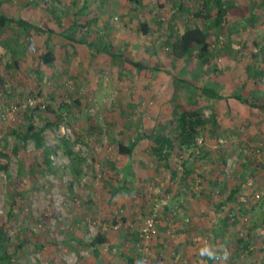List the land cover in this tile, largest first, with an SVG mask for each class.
I'll return each instance as SVG.
<instances>
[{
	"label": "rangeland",
	"instance_id": "1",
	"mask_svg": "<svg viewBox=\"0 0 264 264\" xmlns=\"http://www.w3.org/2000/svg\"><path fill=\"white\" fill-rule=\"evenodd\" d=\"M71 1L32 0V6H22L8 0L1 10L13 18L39 21L37 16L42 14L55 10L61 14L58 6ZM83 1L87 17L93 19L89 35H105L106 44L133 60H144L150 68L136 71L108 54H88L83 60L85 50L78 47L74 54L57 32L44 42L28 44L23 80H13L0 62L4 80L0 151L7 155L0 161L8 164V172L0 171V223H7L8 249L14 252V261L141 264L146 257V264H206L207 257L200 255L206 245L221 257L227 250V259L236 264H255L249 255L255 249L264 259V0H230L252 8L254 23L233 30V24L241 20L227 16L231 32L220 33L212 46L216 49L212 74L226 77L223 95L242 89L262 107H250L233 97L206 101L202 107L209 121L197 144L172 156L177 173L173 188L151 152L149 139H140L131 157L117 153V143L132 140L153 125L165 127L174 119L176 102L188 100V92L178 86L174 75L189 76L195 57L189 55L170 66L165 42L170 34L195 22L192 13L197 0ZM181 4L189 12H179ZM140 23L148 24L147 34ZM1 35L24 40L23 31L14 25L3 28ZM57 36L58 45L52 42ZM46 43L54 53L51 65L39 57ZM155 64H162V70H153ZM255 70L262 74L249 77L247 72ZM211 75L203 74L199 82L204 84ZM29 99L41 102L28 105ZM47 104L59 116L57 125L43 132L44 144L53 150L51 168L31 141L13 152L15 140L10 134L11 121L20 120L29 108L39 105L43 109ZM42 116L55 115L44 112ZM35 119L41 121L40 116ZM61 139L71 145L72 160L63 153ZM31 162L35 163L33 174L28 171ZM206 181L220 185L210 192ZM232 188L238 189L234 199L225 202ZM169 193L166 204H160ZM171 201L172 210L165 207ZM179 212L182 218L176 215ZM153 214L157 235L143 242L141 225ZM170 216L176 219L170 221ZM260 218L262 228L257 235L253 225ZM178 221L182 230L168 236ZM97 231L104 232L108 242L95 250L90 241Z\"/></svg>",
	"mask_w": 264,
	"mask_h": 264
},
{
	"label": "trees",
	"instance_id": "2",
	"mask_svg": "<svg viewBox=\"0 0 264 264\" xmlns=\"http://www.w3.org/2000/svg\"><path fill=\"white\" fill-rule=\"evenodd\" d=\"M2 2L3 0H0V7ZM71 3L76 5V0H72ZM182 6L181 4L178 10L183 14L189 8L184 9ZM250 9L247 6L236 5L230 0H197L196 9L192 13L195 22L187 24L173 36L170 34L165 42L169 62L171 63L170 66L174 67L179 61L187 60L189 55H194L195 57L196 66L194 70L190 71L189 76L182 75L181 73L179 76L174 75L178 86L185 88L188 92V100H178L176 102L174 119L166 122L165 127L161 128L153 125L145 128L141 135L136 136L128 142L124 139H119L117 153L131 157L137 142L142 138L149 139L152 143L151 152L163 167L165 176L169 181L168 185H170L177 174L176 168L173 167L175 164H172L171 161L172 156L177 151L193 148L198 142V137L202 129L209 121V118L205 117L202 107L206 101L233 97L251 107H262L259 102L254 100L253 95L250 96V93H245L242 89L230 95H223L221 89L225 84L226 77H220L222 73L220 76H216L214 73L212 74L216 70V49H213L212 46L215 44V41L219 40L220 33L224 31L231 32L230 30L232 29L229 30V27H227V16H236L241 20L237 21L238 24H233V30H238L240 27L245 28L247 24H252L255 20L254 13ZM59 12L61 14H57L58 12L55 10V12H51L49 15L42 17L40 21H35L34 17L28 19L21 17L13 18L6 15L0 9V62L7 69V72L13 80L19 81L24 79L25 70H27L24 65V59L28 44L44 42L45 38L47 40L49 34L53 32H57L67 39L74 54H77L80 50L78 47L83 48L85 54L81 58H85L88 54L90 56L108 54L111 59L119 58L123 61L124 65L132 66L136 71L150 68L144 60H133L120 51H116L114 46L111 47L108 45L109 43L106 44L105 35L91 37L89 35V27L92 26L93 19L87 17L86 22H84L83 18L78 14L79 11H76V9L70 11V9L66 8L61 9ZM86 15L88 16L87 12ZM172 16H174L173 13ZM54 24L58 28L57 30ZM8 25H14L20 28L24 33V40L19 37H15L14 39L3 38L1 32ZM140 28L145 34L149 31V26L146 23H140ZM84 31L87 34H84ZM45 46V50L39 54V57L42 63L51 65L54 61V53L47 43ZM162 67V64H155L152 66V69L161 71ZM203 74H212L204 84L199 82ZM247 74L249 77H255L256 74L260 76L262 72L255 70L247 72ZM3 84L4 80L0 76V87ZM44 112L55 116L49 117V119L44 118L42 116ZM57 112L58 110L54 109L50 104H47L43 109L37 105L24 111L19 116L20 120L17 119V122L11 121L10 134L15 140L13 152H17L21 146L31 141L36 149L42 150L43 163L48 168H51L52 162L50 155L53 154V150L44 144L43 132L45 129L57 125L56 122L59 117L57 116ZM38 116L41 117V121L39 122L35 119ZM164 128H169V131H166ZM60 146L63 153L69 159L72 160L75 157L74 151L66 139H61ZM6 157L7 155L0 151V159ZM34 165L35 163L33 162L29 165L28 171L31 174H33V170L35 169ZM20 169H22V166ZM0 171L8 172V164L6 162L0 161ZM72 171L75 176L78 175L76 168L73 167ZM169 189L170 187H168ZM237 190V188L232 190L229 196H233ZM114 221V225L118 226V220L116 219ZM74 240L78 241L77 239ZM107 242L106 234L102 231H97L92 237L90 245L95 250H98L100 244ZM0 264H18L14 261V252L8 249L7 223L4 221L0 223Z\"/></svg>",
	"mask_w": 264,
	"mask_h": 264
},
{
	"label": "crops",
	"instance_id": "3",
	"mask_svg": "<svg viewBox=\"0 0 264 264\" xmlns=\"http://www.w3.org/2000/svg\"><path fill=\"white\" fill-rule=\"evenodd\" d=\"M6 1H8V0H3V2H2V4H1V8L0 9H3V5H4V3H6ZM10 1H14V0H10ZM19 3H21V5L22 6H24V5H26V4H28L27 6H32L33 5V3H31V1L32 0H17ZM74 1V0H73ZM135 3L137 2V0L135 1V0H133ZM59 7V9H70V11L72 10V9H76V11H79V13L78 14H80V16H81V18H83V21L84 22H86V20H87V15H86V12H87V3H85L83 0H81V2H80V5H78V3H77V0H76V5L74 4V3H71L70 2V4H65V5H59L58 6ZM55 9H56V7H55ZM42 17H44V15L42 14V15H40V16H37V18L39 19V21L41 20V18ZM25 19H27V17L25 18ZM54 33V32H53ZM52 33V34H53ZM84 34H87V33H85V31L83 32ZM61 37V36H60ZM61 38H63V36L61 37ZM49 40H51V38L49 39ZM60 40V38L57 36V38H53L52 39V42H56L57 43V45L59 44V43H61V41H59ZM65 40V39H64ZM58 41V42H57ZM51 42V43H52ZM65 44V43H64ZM67 45H69L68 44V42H67ZM70 46V45H69ZM83 60H86V57L85 58H83ZM251 107V106H250ZM253 108H256V107H253ZM257 109H261V108H257ZM165 174V173H164ZM206 182H209V186H208V191H214L217 187V185H220V182H216V181H213V182H210V181H206ZM167 184H169V181H168V183ZM170 185L172 186V188L174 187V183L173 182H171L170 183ZM206 185H202L201 187H205ZM204 190H206V189H204ZM232 190H234L233 188H232ZM231 189H230V191L228 192V195H227V197H226V199L227 200H225V202H229V200H233L234 198H233V196H231V198H229L230 196H229V194L231 193V191H232ZM168 193V192H167ZM236 194V193H235ZM234 194V195H235ZM170 193L166 196L167 198H170ZM180 202V201H179ZM169 205H166L165 207L166 208H168V209H173V206H175V204H174V202L173 201H171L170 203H168ZM179 205H180V203H178ZM219 204H221L222 205V201H219ZM181 206V205H180ZM168 214L169 215H171L172 216V214H170V212H168ZM176 215H179L180 216V218H182L183 217V213L182 212H179V214H176ZM169 217L168 219L170 220V221H173V219H176L175 217ZM181 220V219H180ZM179 222V221H178ZM178 227H172L173 229H171V230H168V233L169 234H171V235H168V236H171L172 237V233L173 232H176V233H178V232H180L182 229V226H180V222L178 223V225H177ZM253 227H254V231H255V234H257L258 235V233L260 232V229L262 228V219L260 218L259 220H258V222H256L255 223V225H253ZM252 227V228H253ZM177 228H180V229H177ZM196 228H198V227H196ZM167 236V237H168ZM249 255H251L252 256V263L253 262H255V264H264V259H262V257L260 256V254H259V251L257 250V249H255L254 250V254H253V252H249ZM207 263L206 264H211V263H215L214 262V260H212V259H208L207 258ZM219 261H221L220 263L218 262V264H231V263H233V264H236L234 261H229L228 259H227V261H224L223 259H221V260H219ZM251 262V261H250ZM216 264V263H215Z\"/></svg>",
	"mask_w": 264,
	"mask_h": 264
},
{
	"label": "built area",
	"instance_id": "4",
	"mask_svg": "<svg viewBox=\"0 0 264 264\" xmlns=\"http://www.w3.org/2000/svg\"><path fill=\"white\" fill-rule=\"evenodd\" d=\"M41 102L40 99H29L28 100V105H35L37 103ZM42 107H44V105H42ZM13 108H15V105L13 106ZM61 130H63V127H61ZM256 197H259L258 194H256ZM167 202V197H165L164 199L160 200V204H166ZM118 226H114V228L116 229ZM157 225H156V220L153 215L147 216L144 220L143 223L141 225L140 228V237H141V241H148L149 239H151L152 237L157 235ZM146 257H143L141 259V264H146Z\"/></svg>",
	"mask_w": 264,
	"mask_h": 264
},
{
	"label": "clouds",
	"instance_id": "5",
	"mask_svg": "<svg viewBox=\"0 0 264 264\" xmlns=\"http://www.w3.org/2000/svg\"><path fill=\"white\" fill-rule=\"evenodd\" d=\"M200 255L202 257H207L208 259H212V260H218V259H227L229 253L227 252V250H224L223 252V256H219L217 253V250L211 246V245H206L205 247L201 248L200 250Z\"/></svg>",
	"mask_w": 264,
	"mask_h": 264
}]
</instances>
